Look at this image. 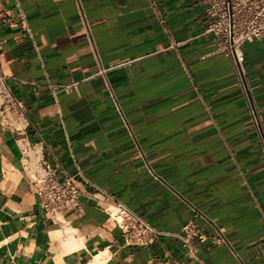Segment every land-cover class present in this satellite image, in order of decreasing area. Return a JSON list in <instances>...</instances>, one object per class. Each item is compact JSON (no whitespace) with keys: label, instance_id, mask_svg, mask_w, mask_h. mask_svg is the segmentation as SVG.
<instances>
[{"label":"crops","instance_id":"obj_1","mask_svg":"<svg viewBox=\"0 0 264 264\" xmlns=\"http://www.w3.org/2000/svg\"><path fill=\"white\" fill-rule=\"evenodd\" d=\"M76 1L0 0L2 70L27 118L0 128V264H264L262 145L202 0H78L104 77ZM242 49L264 134V36ZM23 141L162 235L125 244L84 184L74 210L47 220L21 172ZM189 220L206 242L175 236Z\"/></svg>","mask_w":264,"mask_h":264},{"label":"built area","instance_id":"obj_2","mask_svg":"<svg viewBox=\"0 0 264 264\" xmlns=\"http://www.w3.org/2000/svg\"><path fill=\"white\" fill-rule=\"evenodd\" d=\"M79 11L80 24L87 36L94 58L96 60L94 75L104 77L106 70L98 64L94 42L90 36L89 26L81 11L79 1H76ZM204 13L208 17L205 33L211 34L217 40V48L232 61L233 71L245 99L250 126L256 131L264 154V134L261 119L251 88L246 80L244 71L243 45L264 36V0H202ZM11 15L0 2V25L7 24ZM165 29V28H164ZM165 31H167L165 29ZM3 41L0 37V128L4 131H22L26 128V114L23 102L12 92L7 77L3 74L1 55ZM33 84V83H32ZM21 154V172L26 177L31 191L39 198L45 218L52 223H60L63 215L68 214L78 206L81 194L80 185L93 188L87 195L95 201L105 203L104 213L115 222L127 245L147 247L162 235L147 221L135 214L119 201L91 183L77 170L68 175L56 169L43 157L40 145L19 142ZM183 246H190V240L198 237L204 243L207 236L198 234L193 220L187 221L175 235ZM214 244L225 243L222 235L211 237Z\"/></svg>","mask_w":264,"mask_h":264},{"label":"bare ground","instance_id":"obj_3","mask_svg":"<svg viewBox=\"0 0 264 264\" xmlns=\"http://www.w3.org/2000/svg\"><path fill=\"white\" fill-rule=\"evenodd\" d=\"M99 257H100V256L97 255V256L93 259L94 262H95V264H101V261H102V260L100 261Z\"/></svg>","mask_w":264,"mask_h":264}]
</instances>
